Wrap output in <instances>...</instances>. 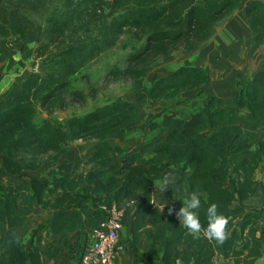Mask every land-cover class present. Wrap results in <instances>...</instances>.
Segmentation results:
<instances>
[{
	"label": "trees",
	"instance_id": "1",
	"mask_svg": "<svg viewBox=\"0 0 264 264\" xmlns=\"http://www.w3.org/2000/svg\"><path fill=\"white\" fill-rule=\"evenodd\" d=\"M241 6L242 0H0V42L7 47L11 40L37 38L40 59L25 81L0 95V157L10 175L0 181V264H45L39 246L27 247L18 236L36 207L51 208L50 230L61 242L70 241L72 233L90 232L106 221L103 207L122 204L168 167L192 172L161 192L158 205L149 198L137 213L135 239L142 219L154 216L151 247L137 262L256 264L264 255V216L247 209L246 201L264 197V66L237 83L230 102L204 98L211 73L199 65H181L144 81L177 53L200 51ZM244 13L253 35L264 34V0H250ZM122 38L131 42L129 67L114 64L110 74H128L134 98L118 96L61 118L70 99L88 96L74 85L78 76L88 78L91 65ZM191 92L192 99L203 96L204 102L186 117L152 107L181 103ZM126 128L139 132L138 149L114 144ZM152 133L156 136L148 138ZM79 140L94 144L93 153L65 156ZM260 167L262 180L255 178ZM27 170L45 175L27 181ZM192 190L202 201L197 235L181 227L175 214ZM210 203L228 220L222 244L203 236ZM48 254L59 260L55 246Z\"/></svg>",
	"mask_w": 264,
	"mask_h": 264
},
{
	"label": "crops",
	"instance_id": "2",
	"mask_svg": "<svg viewBox=\"0 0 264 264\" xmlns=\"http://www.w3.org/2000/svg\"><path fill=\"white\" fill-rule=\"evenodd\" d=\"M249 2L250 0H242V6L240 10L238 9V11L241 12L237 13L238 11H235L226 21L227 24L223 23L219 26L214 36L200 51L197 52L202 63L196 65L206 68L211 73V81L215 78L218 79V75L220 76L223 73L227 74V78L224 79L225 86L217 89L212 95L224 99L226 102L232 101L235 97L237 89L236 85L238 82H246L264 66V34L259 33L253 35L244 13V9ZM236 18L241 19V22L238 23V28H235V32L232 33L230 26L234 23L233 21H235ZM222 26H224V31L221 29ZM28 44L29 43L19 41L18 43L13 44L14 49H7L8 47L5 45L1 48L0 68L4 61L7 60L8 62L9 57L10 62L8 63H10L11 71H9V75L4 78L1 77L0 73V95L5 90L10 89L15 83L25 81L28 78L30 73L23 69L24 64L26 63V61L23 60L24 54L27 53L24 45ZM29 54L30 52L28 55ZM202 55H205L206 57H201ZM222 61H224V64L221 63ZM21 77H24V79ZM134 134V131H131V136L127 143L117 141L114 142V144L120 145L127 150L138 149L143 139L140 135V138L133 137ZM164 136L165 133L162 137ZM93 151L94 149H92L89 154L93 153ZM72 153H76V150L69 151L68 155ZM1 160L2 157H0V162ZM4 171L6 172L5 169ZM191 172V167H168L158 178H151L146 188L132 197L134 199V205L125 212L123 217V228L119 233V239L122 241L123 249L117 253L116 264H145L141 261L137 262V259L144 258L151 247L152 232L154 231V226L152 224L154 216L153 212H150L144 219H142L137 227V239H135L133 223L136 219V215L148 204L147 201L149 198H152L154 205L160 203L161 191L159 185L166 175L173 177L175 184H177L180 180H185ZM6 174L7 176L5 180H0L3 183L10 176L7 172ZM261 179L262 176L258 180ZM60 194H62V192L53 194L51 197L56 199ZM254 198H260L261 204L264 201V197L259 196L252 197L246 202ZM261 211L264 216V208ZM52 215L53 211L51 208H43L41 206L36 207L25 225L18 230L19 239L22 240V237L27 235V247H30L31 244L38 245L41 249L42 258L45 264H78L82 246L87 241L89 231L72 233L70 235V241L61 242L59 236L52 233L50 230L49 220ZM260 227L264 229V218L262 219ZM37 229L38 231L36 235L32 237V233ZM52 245L58 249L59 260L57 262L48 254ZM80 246L81 248L78 250ZM153 264L162 263L156 262ZM256 264H264V255L256 261Z\"/></svg>",
	"mask_w": 264,
	"mask_h": 264
},
{
	"label": "rangeland",
	"instance_id": "3",
	"mask_svg": "<svg viewBox=\"0 0 264 264\" xmlns=\"http://www.w3.org/2000/svg\"><path fill=\"white\" fill-rule=\"evenodd\" d=\"M110 1V0H107ZM240 10V9H239ZM238 11V10H237ZM241 11H238L239 13ZM240 16V14H239ZM242 18V16H240ZM34 19L38 21H42V18H39L37 15H34ZM234 23L231 24L230 28L232 33L235 32V28H238V23L241 22V19H237L233 21ZM226 23V22H225ZM44 24V22H43ZM227 24V23H226ZM223 31H224V26H222ZM223 35V34H222ZM19 41H14L11 40L8 42L7 49L13 48L14 43H18ZM22 42V41H20ZM121 42V43H120ZM119 45L116 46L112 51H108L102 56H100L92 65L91 68L87 71L89 73V77L81 76L79 75V80L76 83H74L75 86H78V88L83 89L85 93L88 96H85L84 100H80L78 97H73V99H70L71 102L67 106V109L59 112V116L61 118H65L67 115H70L71 113H82L86 112L89 110H92L96 106H102L108 102H111L118 96H124L127 97L128 99L134 98V95L131 93V88L133 84V79L128 76V74H121V77H115L113 74H110V70L114 64L119 65L122 69H125L129 67V63L127 60V51H129L131 42L124 40L123 38L121 39ZM28 45H24L26 48V52L24 54V61L26 63L24 64L25 70H27L29 73L31 70H36L38 68V65L40 63V59H36V52L35 49L37 47V38L34 39L32 42H28ZM21 44V43H20ZM3 45H6L2 42H0V50L3 47ZM22 46V44H21ZM24 48V50H25ZM17 49V48H16ZM3 50V49H2ZM30 54L28 55V53ZM206 52V51H205ZM198 53H193V54H186V53H177L175 60L168 63V64H163V66L159 68H155L153 71H151L148 76L144 79L145 83H149L156 77H161L163 75L170 74L176 69L179 65H196V64H201L202 62L200 61L198 57ZM201 57H206L205 55H202ZM8 62H10V58L8 57ZM7 60L3 62L2 67L0 68V73L1 77L4 78L5 76L9 75V71H11L10 63H8ZM206 62V61H205ZM203 62V63H205ZM221 63L224 64V61ZM15 70V69H14ZM24 79V77H21ZM227 78V74L223 73L220 76L218 75V79L215 78L213 81H211L208 85L204 87V92H205V97L207 98L209 96H212L214 92L225 86L224 79ZM22 82V81H20ZM18 83V82H17ZM190 95L186 94L185 101L181 103H176V102H166V103H156L152 105L154 109L163 110L164 112L166 111H171L175 114H177L180 117H186L192 110H195L199 108L200 106L203 105V96L200 97V99H192ZM198 106V107H197ZM147 109H151V105L147 107ZM134 135L133 137L140 138L139 137V132L134 130ZM131 136V131L126 128L125 130H122L119 135L117 140H113V142H124L127 143V141L130 139ZM152 136H156L155 133H152V135H148V138H151ZM94 144L92 143H87L85 141L79 140L77 142H74L68 149L67 153L65 156H68V152L71 150H76V152H83L81 154L88 155L92 149H94ZM84 168V167H83ZM88 169V167L86 168ZM80 171H77L74 173L73 178H77L78 174ZM24 180L31 181L33 177H39V176H44L45 174H42L39 170H27L24 172ZM7 174L4 171L1 162H0V180L4 181L6 178ZM263 179V170L260 167L258 171L256 172L255 178ZM261 179V180H262ZM238 205V204H236ZM246 208L252 211L256 212H261L262 209L264 208V201L261 204L260 198H254L251 199L250 201L246 202ZM43 225V224H42ZM33 234V233H32ZM22 237V235H21ZM22 241L24 243L28 242L27 235L25 237H22ZM81 248V246L78 248V250ZM122 250V249H121ZM78 257V255H77Z\"/></svg>",
	"mask_w": 264,
	"mask_h": 264
},
{
	"label": "built area",
	"instance_id": "4",
	"mask_svg": "<svg viewBox=\"0 0 264 264\" xmlns=\"http://www.w3.org/2000/svg\"><path fill=\"white\" fill-rule=\"evenodd\" d=\"M133 205L134 199L131 197L122 204L103 207L108 217L90 230L78 264H116L117 253L122 249L119 233L123 228V217Z\"/></svg>",
	"mask_w": 264,
	"mask_h": 264
},
{
	"label": "clouds",
	"instance_id": "5",
	"mask_svg": "<svg viewBox=\"0 0 264 264\" xmlns=\"http://www.w3.org/2000/svg\"><path fill=\"white\" fill-rule=\"evenodd\" d=\"M175 185L173 177L166 175L159 187L163 193L166 189ZM182 201V206L176 211L179 219V225L186 229L190 234L197 235L201 233V223L199 217V209L201 208V195L198 190L186 191ZM172 209L169 208V212ZM207 225L203 230V236L209 240H214L218 244H222L228 237L226 225L228 220L218 212L217 205L210 203L206 208Z\"/></svg>",
	"mask_w": 264,
	"mask_h": 264
}]
</instances>
